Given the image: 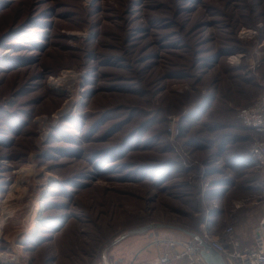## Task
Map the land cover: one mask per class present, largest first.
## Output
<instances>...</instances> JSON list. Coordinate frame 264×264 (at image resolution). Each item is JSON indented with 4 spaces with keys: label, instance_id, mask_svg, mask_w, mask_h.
Wrapping results in <instances>:
<instances>
[{
    "label": "rangeland",
    "instance_id": "rangeland-1",
    "mask_svg": "<svg viewBox=\"0 0 264 264\" xmlns=\"http://www.w3.org/2000/svg\"><path fill=\"white\" fill-rule=\"evenodd\" d=\"M262 97L264 0H0V264L250 241L264 183L237 115Z\"/></svg>",
    "mask_w": 264,
    "mask_h": 264
},
{
    "label": "built area",
    "instance_id": "built-area-1",
    "mask_svg": "<svg viewBox=\"0 0 264 264\" xmlns=\"http://www.w3.org/2000/svg\"><path fill=\"white\" fill-rule=\"evenodd\" d=\"M237 117L259 137L253 142L250 152L256 167L262 172L264 183V97L241 108ZM245 204V201H236L232 209L237 211ZM198 235L222 256L226 264H264V214L256 222L248 242L235 234L232 224L224 227L220 235L207 230L198 232ZM167 243L171 249L146 264H206L192 239L183 242L170 240ZM177 246H181L182 250L175 249Z\"/></svg>",
    "mask_w": 264,
    "mask_h": 264
},
{
    "label": "water",
    "instance_id": "water-1",
    "mask_svg": "<svg viewBox=\"0 0 264 264\" xmlns=\"http://www.w3.org/2000/svg\"><path fill=\"white\" fill-rule=\"evenodd\" d=\"M155 228H167V226L163 224H148L141 227L129 229L125 234L121 236L120 239H124L133 235H139L147 231H151ZM180 230L191 237V239L197 243L200 256L206 264H226L222 256L213 248H211L197 233L189 232L182 228H180Z\"/></svg>",
    "mask_w": 264,
    "mask_h": 264
},
{
    "label": "bare ground",
    "instance_id": "bare-ground-1",
    "mask_svg": "<svg viewBox=\"0 0 264 264\" xmlns=\"http://www.w3.org/2000/svg\"><path fill=\"white\" fill-rule=\"evenodd\" d=\"M247 32H249V31H247ZM73 80H74L73 74L71 72H69V71H65V72H63L62 77L59 78L55 83H59V82H66V83L68 82V83H71ZM69 105L70 104L67 103L66 107H68ZM0 215L2 216V218L5 215V212H4V209L3 208L0 209ZM1 221H2V219H1Z\"/></svg>",
    "mask_w": 264,
    "mask_h": 264
},
{
    "label": "crops",
    "instance_id": "crops-1",
    "mask_svg": "<svg viewBox=\"0 0 264 264\" xmlns=\"http://www.w3.org/2000/svg\"><path fill=\"white\" fill-rule=\"evenodd\" d=\"M262 215H263V214H262ZM262 215H261V216H262ZM261 216H260V217H261ZM260 217H259V218H260ZM259 218H258V219H259ZM258 219H257V221H258ZM257 221H256V222H257ZM168 239H169V238H168ZM180 241H181V240H180ZM162 242H166V240H163ZM144 252H145V251H144ZM144 255H145V257H144L145 259H144V260L139 261L137 258H136L137 260H132V259H131V260L129 261L128 264H144V263H146V262H149V261L155 259L156 256L158 255V253H156V254L153 255V256H150V253L148 254V252H146V254H144ZM123 264H124V263H123Z\"/></svg>",
    "mask_w": 264,
    "mask_h": 264
}]
</instances>
